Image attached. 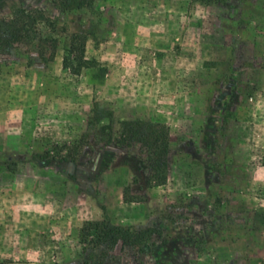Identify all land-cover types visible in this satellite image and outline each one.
<instances>
[{
	"label": "rangeland",
	"instance_id": "rangeland-1",
	"mask_svg": "<svg viewBox=\"0 0 264 264\" xmlns=\"http://www.w3.org/2000/svg\"><path fill=\"white\" fill-rule=\"evenodd\" d=\"M74 5L0 0V18L43 11V38L59 42L50 63L23 45L0 56V259L264 263V0ZM83 31L96 64L76 76L65 45ZM136 119L169 128L161 186L144 146L120 142ZM65 144L75 162L45 156ZM96 222L157 234L113 249L84 239Z\"/></svg>",
	"mask_w": 264,
	"mask_h": 264
},
{
	"label": "trees",
	"instance_id": "trees-1",
	"mask_svg": "<svg viewBox=\"0 0 264 264\" xmlns=\"http://www.w3.org/2000/svg\"><path fill=\"white\" fill-rule=\"evenodd\" d=\"M94 0H53L60 7L74 3L77 10L92 8ZM46 19L44 12L35 9L22 8L11 19L0 18V56L12 53L17 46L23 45L35 48L39 58L46 63L53 62L58 49V40L43 38L40 29L41 22ZM89 31L73 33L65 45L63 68L72 74L80 76L84 70L95 67L96 61L86 57ZM47 46L51 54L47 55ZM108 118L113 117L111 111H106ZM121 143L141 144L153 160L151 183L161 186L167 181L168 157L170 155V132L168 126L159 122H147L141 119L123 121L121 124ZM69 145H53L45 152L52 160L75 162L77 151L68 150ZM14 170V169H13ZM94 232L100 245L116 248L120 243L124 246L149 248L150 241L157 234L153 228L134 230L121 226H111L105 222L91 223L84 228V239ZM0 264H8L0 259ZM264 264V263H262Z\"/></svg>",
	"mask_w": 264,
	"mask_h": 264
}]
</instances>
